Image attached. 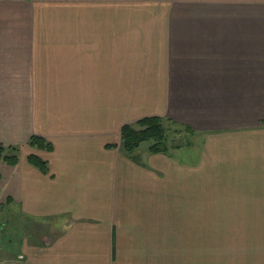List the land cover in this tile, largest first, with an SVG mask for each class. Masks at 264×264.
Instances as JSON below:
<instances>
[{"label":"crops","instance_id":"1","mask_svg":"<svg viewBox=\"0 0 264 264\" xmlns=\"http://www.w3.org/2000/svg\"><path fill=\"white\" fill-rule=\"evenodd\" d=\"M146 116L194 143L125 152ZM0 145L20 264H264V0H0Z\"/></svg>","mask_w":264,"mask_h":264},{"label":"rangeland","instance_id":"2","mask_svg":"<svg viewBox=\"0 0 264 264\" xmlns=\"http://www.w3.org/2000/svg\"><path fill=\"white\" fill-rule=\"evenodd\" d=\"M161 119L165 126L166 145L168 147L166 153H169L172 147L173 149L181 146L189 147L194 143L196 132H193L191 128L171 120ZM135 123L133 124L135 125ZM149 143V141L141 142L134 152L139 148L140 152L143 153L148 149ZM12 147L4 148L8 150L9 148L12 149ZM184 154L190 155V151L185 149ZM2 164L5 163H0V169L3 168ZM2 200V194H0V264H7L12 261L20 264L23 259L21 258L22 255L19 256L18 253L28 251L27 245L33 246L32 243H28V241L25 240L26 237L32 236L25 231L29 224L21 222V220L18 222L20 219L17 216L19 212L17 210L9 211L8 209H10V207H5ZM32 238H34V236Z\"/></svg>","mask_w":264,"mask_h":264},{"label":"trees","instance_id":"3","mask_svg":"<svg viewBox=\"0 0 264 264\" xmlns=\"http://www.w3.org/2000/svg\"><path fill=\"white\" fill-rule=\"evenodd\" d=\"M170 120V119H167ZM175 122L174 120H171ZM143 141H149L148 151L152 153H166L168 150L165 136V126L163 120L158 116L142 117L134 124L125 123L120 128V146L130 153L136 149ZM28 145L40 149L50 150L51 144L38 135H31ZM15 148L12 147V150ZM5 148L0 145V161L8 164H15L18 160L15 153H4ZM28 161L41 171L46 172L45 160L38 155L30 153L27 155Z\"/></svg>","mask_w":264,"mask_h":264}]
</instances>
